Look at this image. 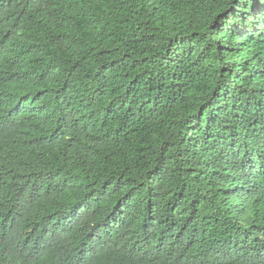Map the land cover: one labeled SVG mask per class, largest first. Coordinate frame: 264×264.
I'll use <instances>...</instances> for the list:
<instances>
[{
    "label": "trees",
    "instance_id": "trees-1",
    "mask_svg": "<svg viewBox=\"0 0 264 264\" xmlns=\"http://www.w3.org/2000/svg\"><path fill=\"white\" fill-rule=\"evenodd\" d=\"M0 264H264V0H0Z\"/></svg>",
    "mask_w": 264,
    "mask_h": 264
}]
</instances>
